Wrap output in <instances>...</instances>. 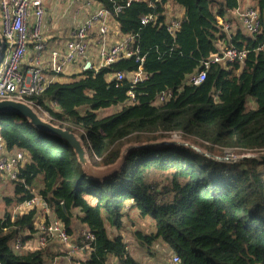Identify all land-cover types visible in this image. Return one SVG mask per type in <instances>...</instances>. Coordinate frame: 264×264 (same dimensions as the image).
Segmentation results:
<instances>
[{
  "label": "trees",
  "instance_id": "1",
  "mask_svg": "<svg viewBox=\"0 0 264 264\" xmlns=\"http://www.w3.org/2000/svg\"><path fill=\"white\" fill-rule=\"evenodd\" d=\"M96 1L113 10L110 0ZM116 1L125 7L110 35H136L148 78L135 86L128 78L108 80L111 70L134 71L138 63L133 56L119 59L110 70H88L71 82L51 83L32 96L50 111L47 102L55 101L60 109L53 112L56 119H73L84 128L92 162L113 164L125 144L162 139L171 132L204 142L215 155L217 147L264 151V0H253L260 32L251 37L238 28L230 38L221 20L238 6L236 0ZM168 3L184 10L174 34L167 24L178 17L168 13ZM148 14L157 20L142 25L141 17ZM219 40L246 50L247 56L228 66L212 64L202 83L186 84L218 51ZM130 90L136 103L99 116L100 110L124 104ZM166 90L172 91L171 98L156 105ZM250 102L255 107L249 108ZM0 135L7 150L17 148L29 159L12 181L14 197L6 199L7 206L33 198L41 177L38 195L68 232L73 233L78 219L95 234L82 264H142L121 233L110 236L108 231L120 232L129 210L156 220L155 232L135 234L149 246L165 242L179 256L178 264H264V155L226 163L181 146L144 147L129 153L120 172L100 180L83 172L69 145L58 144L55 136L50 140L13 112H0ZM37 213L38 208L17 214L6 210L0 217V264H49L53 259L42 246L13 249L17 238L37 237Z\"/></svg>",
  "mask_w": 264,
  "mask_h": 264
},
{
  "label": "built area",
  "instance_id": "2",
  "mask_svg": "<svg viewBox=\"0 0 264 264\" xmlns=\"http://www.w3.org/2000/svg\"><path fill=\"white\" fill-rule=\"evenodd\" d=\"M113 2V10L108 9L96 0H88L87 6L95 4V8L86 18L75 26L68 38L64 40L62 47L53 48L46 53L47 43L42 32L43 19L46 14L45 0H0V31L5 40L3 57L0 61V99L14 98L26 101L33 105L39 113L47 120L63 128L76 132L85 139L86 132L76 128L69 121L61 122L46 109L44 105L38 104L33 95L44 93L49 84L67 66L77 64L79 72L92 70L100 72L102 69H112L113 64L121 58L135 57L138 63L137 68L131 72L112 71L108 80L123 81L128 78L133 86L148 78L144 69L145 56L140 55V48L137 44L136 35L128 34L110 40L112 24L116 16L124 9L125 5ZM132 0L127 1V5ZM238 6L233 10L226 20H221L222 31L230 38L236 31L234 22L240 25L243 32L251 37L258 34L261 28L259 11L253 6H243V0H236ZM157 20L155 14H148L141 17V24L154 23ZM181 25V19L174 18L168 22L167 28L174 34ZM218 51L214 52L202 63V68L190 75L185 81L186 84L198 85L202 83L207 71L212 64L228 66L230 63L242 62L247 56V51L234 46H228L223 40L217 42ZM33 54L26 58L29 50ZM49 70L52 77H47L45 71ZM172 96L171 90L163 91L158 95L155 104H161ZM137 96L134 90L128 92V99L124 104L110 108L114 112L122 107L136 103ZM53 111H60L58 104L51 101L47 104ZM109 109V108H107ZM105 110V109H103ZM79 131L80 133H78ZM171 135L184 136L181 132H171ZM179 136V137H180ZM24 151L12 153L7 150L6 143L0 135V177L13 181L18 177L19 169L25 164ZM26 210L42 208L46 215L53 213L49 203L40 195L22 203ZM37 234L39 245L45 246L50 241L58 242L64 249L69 260L85 249H91L95 241V234L85 230L75 240L65 224L56 216L50 220L42 221ZM22 237L13 242V249L19 251L24 247ZM180 258L173 254L169 264H178Z\"/></svg>",
  "mask_w": 264,
  "mask_h": 264
},
{
  "label": "crops",
  "instance_id": "3",
  "mask_svg": "<svg viewBox=\"0 0 264 264\" xmlns=\"http://www.w3.org/2000/svg\"><path fill=\"white\" fill-rule=\"evenodd\" d=\"M49 1H50V4H52L51 10H49L48 4H47V2ZM87 1L88 0H45V5H46L45 16L47 15L48 16L47 19L48 21H50L51 17L54 16L55 13H57L58 14L57 20H55L54 23L55 24L57 23L58 26H59V21L61 20V15H65L67 13L75 14V17H70V23L66 25L64 29H62L60 26L59 28L58 27L50 28L47 23H45L44 25V20H43L42 32L46 39L45 41L47 43L46 53H49L53 48L62 47L64 45V40L68 38L71 30L75 26L80 24L86 18V16L90 12H92L94 8L98 5L97 4L95 6V4L93 3V5L87 6L86 5ZM242 5L243 6H253L254 1L253 0H243ZM179 9H180L179 16L181 17L184 14V10L180 7ZM49 14H52V16L51 15L49 16ZM233 25L237 31L238 26H240L237 23V20L234 22ZM52 29H55L56 32L52 33L51 32ZM112 31H114L113 26H112ZM116 39H117V36L110 35L111 42H114ZM32 54H33V51L32 49H30L29 52L27 53L26 58L29 59L32 56ZM79 71H80V68L77 64L69 65L66 67V69L61 74L58 75V77L55 79V82H60V83L71 82L74 78V75L80 73ZM45 73L47 77L49 78L52 77L51 71L46 70ZM50 103H51V100L47 102V104H50ZM53 112H56V111H50L52 115H53ZM49 139L53 141V137L52 138L49 137ZM16 151H21V150L14 148L11 152L14 153ZM25 157H26V161H25L26 163L27 161H29L26 153H25ZM36 181L38 182L35 186V192L36 194H38L39 189L42 187L41 177L38 178ZM14 191H15V184L8 178L0 177V217H2L5 214L6 210L13 212V214L24 213L28 211L22 206V204L13 203L12 205L7 206L6 199L7 198L12 199L14 197ZM54 217H55L54 212L53 213L51 212L48 215H46V213L44 212L42 208H38L37 220H36L35 226L38 227V225L42 221L50 220ZM75 221L79 222L78 219H75ZM79 224L82 225L80 222ZM70 234L73 235V238L75 240L77 239V236L74 233V228H73V233L71 232ZM32 236H33L32 238L30 237V239L25 241L24 247L22 249L35 250L41 247L39 245L38 237H36V235H32ZM42 247L48 248L49 252L53 254V259H48L49 264H70L71 260H76L77 263L82 264V261H84L89 256V253H90V249H85L83 252L76 254L74 257H72L71 260H69V257L66 255L63 247L56 241H50L48 244Z\"/></svg>",
  "mask_w": 264,
  "mask_h": 264
},
{
  "label": "rangeland",
  "instance_id": "4",
  "mask_svg": "<svg viewBox=\"0 0 264 264\" xmlns=\"http://www.w3.org/2000/svg\"><path fill=\"white\" fill-rule=\"evenodd\" d=\"M49 10L52 9V4H50V1L47 2ZM168 13H173L176 17L179 18L180 9L176 4L168 3L167 4ZM52 16V14H49V16ZM58 14L55 13L54 16L51 17V20L48 21V16H44V25L47 23L50 28H59V26L64 29L66 25L70 23V17H75L74 13H67L65 15H61V20L59 21V26L57 23L55 24V20H57ZM59 19V17H58ZM52 33H55L56 30L52 29ZM255 105L253 102H250L249 108H253ZM83 112V110H81ZM111 113H114V109H105L99 111V116L103 117L105 115H109ZM22 117V116H20ZM21 121V119L19 120ZM26 121V120H25ZM70 124L75 126L76 128H81L84 130V128L80 125L74 122L73 119L69 120ZM80 133L79 131H77ZM81 134V133H80ZM180 135H170L169 139L174 140H186L190 142L191 144L199 147L203 151H208V149L205 147L204 142L195 139L194 137L189 136H180ZM166 138V137H164ZM56 140V139H55ZM59 143H61L60 140H56ZM87 142V139H84V144ZM62 144V143H61ZM64 146V143L62 144ZM86 146V145H85ZM219 150L217 157L221 159V161H224L226 163H235L244 157H257L260 158V156L264 155V151L262 150H253V151H246L241 150L238 148H230V147H217ZM89 152V151H88ZM209 152V151H208ZM211 153V152H209ZM213 154V153H211ZM40 178V177H39ZM38 181H36L37 184ZM35 184V186H36ZM156 220L148 215L145 218L140 217L138 211L129 210L128 215L125 217L122 229L117 231L114 228L109 227L108 231L110 236H115L117 233H121L124 237L125 242L128 245V249L133 257L138 259L139 262L142 264H161L162 262L169 261L170 257L172 256V251L170 250L169 246L163 242L162 240L155 241L151 246L143 243L141 240H139L135 234L136 231H142L145 234H150L155 232L156 227ZM86 230V227L83 225H80L78 221H75L74 223V233L76 236L80 235L82 232ZM60 251V250H59ZM61 252V251H60ZM64 254V253H63ZM70 264H81L77 263L76 260H71Z\"/></svg>",
  "mask_w": 264,
  "mask_h": 264
},
{
  "label": "water",
  "instance_id": "5",
  "mask_svg": "<svg viewBox=\"0 0 264 264\" xmlns=\"http://www.w3.org/2000/svg\"><path fill=\"white\" fill-rule=\"evenodd\" d=\"M5 48V40L0 31V61L3 57V50ZM202 68V67H201ZM13 112L15 115L22 116L26 123L35 127L39 133H43L49 137H57L64 145H69L77 158V162L81 166L83 172L90 178L105 180L112 175L120 172L127 162L129 153L138 148H156L162 146H181L193 149L200 154L221 161L215 154L208 151H203L199 147L191 144L186 140H174L169 138H162L146 142H130L123 146L119 158L115 163L106 166H96L89 155L88 148L84 144V140L76 132L68 130L55 124L53 121L45 119L39 111L30 103L14 99L6 98L0 99V112ZM58 142V144L62 145ZM264 159V156L262 157ZM224 162V161H222Z\"/></svg>",
  "mask_w": 264,
  "mask_h": 264
}]
</instances>
